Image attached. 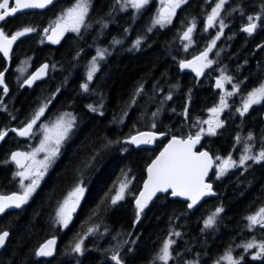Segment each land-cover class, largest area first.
<instances>
[{"label": "trees", "instance_id": "16d2710c", "mask_svg": "<svg viewBox=\"0 0 264 264\" xmlns=\"http://www.w3.org/2000/svg\"><path fill=\"white\" fill-rule=\"evenodd\" d=\"M100 3L107 7L104 11L112 22L111 32L122 34L123 38H118L119 44L114 43L117 39L103 42L106 59L87 92L79 85L88 70L83 69L87 64L81 62L83 56L78 54L83 43L76 42L73 50L67 45L54 47L43 40V30L55 17L52 10L18 14L3 25L8 35L26 26L35 31L20 37L7 78L9 92L5 95L0 89V131L8 133L0 146V164H3L0 195L22 193L10 157L16 150L26 149L25 140L11 129L25 126L34 112L51 100V94L45 89L52 84L61 88L60 93L80 98L63 110H55L57 106L51 100L43 120L49 122L65 110L74 114L75 126L60 158L30 201L0 216V232L10 234L0 255V264H115L111 259L115 253H119L122 264H154V258L164 242L174 236L173 232L181 236L174 239L173 259L169 264H217L229 249L239 264H264V258L254 260L240 247L253 240L264 242V229L257 227L250 231L246 219L264 207V163L251 171L250 176L258 185L252 195L231 193L228 199H210L193 211L187 203L164 195L148 205L138 221L136 217L135 200L145 182L148 166L169 139L194 137L196 120H201L212 107L209 94L213 88L209 76L198 77L180 68V61L192 60L211 42L208 32L202 30L210 10L207 0H190L180 8L171 24L164 27H152L157 14L155 4L126 15L121 13L122 4L112 0H96L89 19L92 25L99 21ZM261 10L264 22V8ZM193 21L198 22L201 29L196 33L195 43L185 51L186 43L181 35ZM137 39L141 40L138 48L133 47ZM22 62H29L34 68L48 65L49 75L38 85L40 88L33 91L34 95L19 92L11 84L12 69ZM6 66L0 56V72L5 71ZM141 86L143 91L136 97L135 105L128 107ZM169 95L171 99H167ZM27 101L33 102L32 105H27ZM89 105L97 111H90ZM125 110L127 115H124ZM142 131L157 132L165 137L152 148H135L124 142ZM108 141L113 143L109 145ZM122 170L131 182L125 199L112 205L110 199L104 198L115 195ZM80 179L86 187L85 198L74 221L66 230H61L55 222L56 213ZM219 206L223 207V213L214 227L205 229V220ZM90 227L98 230L88 234ZM55 237L58 246L53 257L35 255L39 247ZM81 238L85 250L83 254L75 253L71 249ZM155 264L163 262L155 260Z\"/></svg>", "mask_w": 264, "mask_h": 264}, {"label": "snow or ice", "instance_id": "6c2138e0", "mask_svg": "<svg viewBox=\"0 0 264 264\" xmlns=\"http://www.w3.org/2000/svg\"><path fill=\"white\" fill-rule=\"evenodd\" d=\"M117 3L122 4V8L127 4H130L132 8L137 11L144 8L149 0H116ZM228 0H217L215 6L212 7L210 14H207L206 27L205 30L214 27L217 23L219 24V31L214 39L211 40L207 48L202 51L199 55L194 56L190 61H180V68H191L192 71L196 73L197 76L203 75L205 68L211 67L214 61L208 58L209 53L216 46V41L220 39V35L225 27L224 20L221 18L220 14L224 8V5ZM54 0H14V6H9V0H0V21H4L6 17L14 16L17 12H21L25 9H43L52 5ZM161 7L154 18L152 27L159 25L164 27L167 24H171L172 18L174 17L176 10L181 7L182 4L187 3V0H160ZM91 8V0H74L71 7L66 8L61 12L56 20L49 25L52 31V35L48 37L52 43H58L59 38L63 36L65 32H75L79 34L82 27H90V25L85 24L86 17L88 16L89 10ZM235 10V9H234ZM260 17L248 16V24L242 30L249 35L257 27V23L254 20H259ZM107 25H105L106 27ZM196 24L193 21L192 25L187 28L183 33L182 39L187 41L185 44V51L188 47L192 45V33L195 30ZM49 28L44 29L47 33ZM35 31V28L31 26L23 27L22 30H18L15 34L9 35L0 29V53H3L5 58H8L12 49L13 43L20 37ZM151 31V28H149ZM114 43L119 44L120 41L116 40ZM141 44V40L137 39L133 47L138 48ZM106 49H97L96 57H93L91 64L87 71V80L92 81L94 74L98 71V59L102 60L105 57ZM26 63V62H25ZM48 65H43L34 75L29 79L25 80L28 86L40 79L42 75L45 74ZM22 71V69L20 70ZM231 77L222 76L221 80H217V88H223L224 85L222 80H227L231 83ZM0 86L3 87V93L6 95L8 93V88L4 83V73L0 72ZM82 89L87 92L89 90V84L84 83L81 85ZM234 91H239L240 85L233 84ZM143 91L141 86L133 94L128 107L135 105L136 97H138ZM234 92H229L227 95L231 96ZM171 95L167 99H171ZM264 102V83L260 86L254 88L252 91L248 92L247 97L243 99L242 108L237 109L240 115H245L249 109L256 104H261ZM2 103V101H0ZM227 102L224 96L220 97V106L210 109V112L216 116V119L206 120L203 123L208 124L209 128L207 130L209 135H216V129L222 127V123L218 119V113L227 107ZM89 110L96 112L97 109L92 105H89ZM47 105L38 108L31 119L20 129L13 128L11 131L16 132L17 135L21 137H31L33 135V128L37 125V122L44 115ZM6 110V109H3ZM102 114V113H101ZM124 115H127V111H124ZM156 113H153L155 116ZM122 122V121H121ZM75 125V117L70 113H64L59 116L55 122L50 125H41V130L43 132V139L40 141L39 147L35 148L32 152H13L11 154V161L15 162L18 168H24L25 171L17 172L15 175L21 178V187L23 189L21 194L12 195H0V214L4 213L9 208H20L22 205L26 204L31 194L35 191L36 187L39 185L40 179L43 177L48 167L52 164L54 159L57 157L60 151L62 143L68 138V135ZM155 127V124L152 125ZM203 129L200 130L194 137L189 135L186 139H177L173 137L164 150L159 154V156L153 160V162L148 166L147 173L148 178L143 184V191L139 193L136 198V217L137 221L141 213L148 206V203L157 195V193H167L172 197H183L184 199L190 201L187 204L189 209L193 208L194 205L205 195H214L212 192V184L205 182V177L208 175L209 170L213 166V158L209 155L207 151H194L193 149L201 140V133ZM7 131H0V140H3L7 136ZM157 135L153 132H140L137 135L131 136L124 142L127 144H133L139 147L142 144H151ZM248 140H252L253 136L250 133L247 137ZM239 141V137H237ZM113 141H108V144H112ZM119 143V141H116ZM127 151V149H123ZM45 153L43 159L37 160L36 157L39 153ZM252 148L249 145H245L244 154L240 156L239 165L236 161L229 156L227 159H223L219 165L217 171V178L223 176L230 168L233 167H243L246 161L252 160L256 163L264 161V150H261L258 155H252ZM92 159H95L93 157ZM216 160H221V157L216 156ZM25 161H30L31 163L25 164ZM35 177V178H31ZM28 185H24V180H29ZM119 185L118 190L115 195H106L105 200L110 199L112 205H115L118 201L123 200L125 192L129 186V180L127 173L123 170L121 171V177L117 179ZM116 185H113L115 188ZM86 187L84 186L83 179H80L68 193L67 197L59 205L58 211L56 213V223L67 228L71 219L72 214L76 211L79 206L81 199L84 197ZM111 189L109 193H111ZM103 203V201H102ZM223 212V208H217L216 211L207 218L204 222V228L208 229L215 225L217 216ZM248 221V229L251 231L256 226L264 228V207H261L258 212L254 215L246 217ZM96 228H88V234H92L97 231ZM172 235L180 237L181 233L173 232ZM9 237L8 231L0 232V248L5 246L6 240ZM86 238V237H85ZM56 244L55 239L48 240L36 251L35 255L38 257H48L53 255L54 245ZM175 244V241L171 239V236L164 242L160 253L155 260L163 262V264H168L169 260L173 259L171 248ZM245 251L249 249L256 248L258 251L252 256V259L264 258V242L257 243L255 240L248 242L246 244L240 245ZM75 253L83 254L84 252V239H78L71 249ZM111 259L115 261V264H122V260L119 253H115L111 256ZM226 260L228 264H239V261L234 260L231 255V249L225 253L221 258ZM242 259V257H241ZM198 264V262H194ZM220 264V261H217Z\"/></svg>", "mask_w": 264, "mask_h": 264}, {"label": "flooded vegetation", "instance_id": "af4514ba", "mask_svg": "<svg viewBox=\"0 0 264 264\" xmlns=\"http://www.w3.org/2000/svg\"><path fill=\"white\" fill-rule=\"evenodd\" d=\"M114 1L116 0H112V2ZM189 1L190 0H187V3ZM95 2L96 0H91V8L85 20V24L90 25V27H82L79 34L71 31L65 32L63 36L60 37L58 43H52L48 41V36L50 35L51 32L49 25L52 24V22L57 19V17L61 14L63 10H65L68 7H71L74 3V0H54V3L46 8L33 10V11H43V12L52 10V14L55 13V17L46 27L49 28V31L45 33L43 30V40L45 43L52 45L54 47L67 45L68 47H72L73 50L74 48H76L75 47L76 42L81 41L83 43V48L78 53V54H82L83 56L80 59L81 62L82 63L85 62L87 64V67H83V69L89 68L93 57H96L97 55V49L103 50L104 41H113L115 39L118 40V38L122 37V34L117 35L116 33L111 32L113 27L112 22L110 19H107V16L105 14L107 7H103L102 3H100L98 6V8L100 7L98 23H96L95 25L89 23V19L91 17ZM216 2H217L216 0H212V1L207 0V4L210 7L208 14H210L211 9L212 7L215 6ZM148 6H151V0H149V3L139 11L145 10ZM160 7L161 5H159V9ZM262 7L264 8V0L263 1L228 0V2L224 5V8L220 14L221 18L224 20L225 27L223 29L222 34L220 35V39L216 41L215 48H213V50L210 53V60L214 61L215 69H211L208 72L203 71V75L198 76V77H202L204 75L209 76V78L212 81L213 89L209 94V102L212 105L210 109L220 106L221 96L225 97V100L228 105L218 113V119L223 126L216 129V135H209L208 133L203 134L201 136L199 148L197 150V152L207 151L213 158L214 165L208 181V183L212 184L214 196L210 199L213 200L221 201V199L223 198L228 199L231 193H233L234 196L237 195L238 193H241V195H252V193L256 191L255 189L257 188L258 185H255L254 180L251 178L250 176L251 171L258 165L264 163V161H261L260 163H256L252 160H249L246 161L243 167L237 166L230 168L223 176L217 178L218 175L217 169L223 159H227L229 156H231L232 159L236 161L237 165H239L240 156L244 154V148L246 144L251 146L252 155H258L261 150H264V102H262L261 104L253 105L249 109V111L243 116H241L240 112L237 111V109L242 108L243 99L247 97L248 92L252 91L254 88L264 83V22H263L262 10H261ZM130 11L131 12L136 11L137 13L139 12L133 8H128L125 6L123 8L121 7V13L123 14L128 15L130 14ZM178 11L176 10V14ZM237 11L240 12L239 16H236V14L238 13ZM248 16L260 17L259 20H254V22L257 23V27L251 35H249L248 33L242 30L248 24ZM206 18L204 24L202 25L203 27L202 30L208 32L209 37L212 40L216 37L218 30L215 29L216 25L212 28L205 30ZM93 19L94 18H92V21ZM4 23L2 24L1 29H3ZM195 24L196 27L192 34L193 43H195L196 41L195 40L196 33L199 32L201 29V25L199 26L198 22H195ZM105 25L107 26L105 27ZM217 27L219 29V25H217ZM10 36L11 35H9V37ZM19 40L21 39L18 38L15 41L16 43L13 46V51ZM220 58H221V62H220ZM11 59H12V55H11ZM105 59H106V55L104 59L102 60L98 59V71L94 74L92 81L89 82L87 80V72H86V74L82 77V80L79 84L80 86L84 83H88L89 88L91 87ZM77 60L78 58L75 59V61ZM218 60L220 63L219 62L217 63ZM24 61H29V60H24ZM23 63L24 62L20 63V65H22ZM19 66L14 67L12 69L14 74L12 75L11 84L19 92L23 91L25 93L33 94V91L37 90V87L40 88V86L38 85L48 75V68L46 69L44 77L41 80L37 81L31 86H27L26 83H24V81L29 79L32 75H34L35 72L43 65L39 68H34L31 64L30 69L28 70L24 78L19 77L18 74ZM10 70L11 68L9 69V71ZM9 71L4 79L5 85L7 83ZM222 76H228L232 78L231 83H229L227 80H222L224 84L225 92H222V90L215 89L216 79H222ZM233 84L240 85L239 91H234ZM60 89L61 88H57L53 84L49 89H45L46 92L51 94L50 95L52 96L51 100L52 102H55V105L57 106V108L54 107L55 110H58L60 108H62L63 110L65 106L75 103V101L80 98L79 96H76L74 94L69 95V93H63V92L60 93ZM82 91L85 92L83 89ZM229 92H234V94L229 96L227 95ZM51 100L46 103L44 102L41 105V106H44L45 104L47 105L44 114H46L49 107L51 106L52 104ZM32 103L33 102L27 101V105L29 106L32 105ZM210 109L205 111L201 120L200 119L196 120L194 125L196 134L199 132V127L201 122L206 120L214 121L216 119V116L210 112ZM64 112L68 113L69 111L64 110L63 112H59L55 117L59 116ZM44 117L45 115L43 116V118ZM250 133L253 136L252 140L247 139ZM237 137H239V141H237ZM3 140H0V146ZM62 149L61 151H59V154L50 165L52 166V168L60 158ZM16 151L30 152L28 149H22V150L20 149ZM216 156L221 157V160H216L215 159ZM29 162L30 161H28V164ZM2 167L3 164H0V168ZM260 192L261 190L258 189V193ZM80 207L81 205L76 208V213L72 216L71 223L76 218L80 210ZM219 208H223V207L219 206ZM257 227L260 228L259 226H256L255 228ZM67 228L60 226L61 230H66ZM260 229H264V228H260Z\"/></svg>", "mask_w": 264, "mask_h": 264}, {"label": "rangeland", "instance_id": "374dc122", "mask_svg": "<svg viewBox=\"0 0 264 264\" xmlns=\"http://www.w3.org/2000/svg\"><path fill=\"white\" fill-rule=\"evenodd\" d=\"M209 1H212V0H209ZM217 1V0H216ZM155 4L156 5V10H157V13H158V11H159V5H161V3H160V0H151V4ZM184 4H182L181 5V7L183 6ZM125 7H128V8H132L131 7V5L130 4H127ZM180 8V7H179ZM179 8L177 9V11L179 10ZM134 9V8H133ZM175 15H176V13H175ZM175 15H174V17L172 18V21H173V19L175 18ZM156 16H157V14H156ZM167 25H169V24H167ZM166 25V26H167ZM217 25H219L218 23L216 24V26H215V29H217L218 31H219V29H218V27H217ZM214 29V30H215ZM185 32V31H184ZM183 32V33H184ZM183 33H182V35L181 36H183ZM193 34V33H192ZM185 43H187V42H185ZM190 47V46H189ZM188 47V48H189ZM215 48V47H214ZM104 49V48H103ZM213 50V49H212ZM211 53V52H210ZM210 53H209V56H208V58L210 59ZM105 55H106V53H105ZM214 68V63L211 65V67H208V68H205L204 69V71L205 72H208V71H210L211 69H213ZM22 69V71H20ZM30 69V64H29V62H24L22 65H20L19 66V70H18V74H19V77H21V78H24L25 76H26V74H27V72H28V70ZM215 69V68H214ZM88 71V70H87ZM220 72V71H219ZM49 75V74H48ZM218 108V107H217ZM65 113V112H64ZM64 113H62V114H64ZM68 113H70L72 116H74V114L73 113H71V112H68ZM62 114H60L59 116H61ZM45 115V114H44ZM43 115V116H44ZM43 116L40 118V120L37 122V125L36 126H34V128H33V135L31 136V137H21L23 140H25L26 141V144H25V147H26V149H28L30 152H32L35 148H37V147H39V144H40V141L43 139V132H42V130H41V125H50L51 123H53V122H55V120L59 117V116H57V117H55L54 119H52L51 121H49V122H45L44 120H43ZM75 117V116H74ZM75 121H76V119H75ZM75 126V125H74ZM208 128H209V125L208 124H205V123H203V122H201L200 123V127H199V132H200V130L201 129H203L204 131H203V133H201V136L203 135V134H207L208 132H207V130H208ZM74 129V127L72 128V130ZM72 130L70 131V133H69V135H68V138H69V136H70V134H71V132H72ZM68 138L62 143V145H61V147H60V151H61V149H62V147L65 145V143L67 142V140H68ZM44 155H45V153H39L38 155H37V157H36V159L37 160H41V159H43V157H44ZM29 163H31V162H29ZM52 168V166H49L48 167V169H47V171L45 172V174L43 175V177L40 179V181H39V185H38V187H36V189H35V191L31 194V196L29 197V199H28V201H27V203L30 201V199H31V197L33 196V194H35L37 191H38V189L41 187V185H42V183H43V181L46 179V177L48 176V174H49V171H50V169ZM25 171V170H24ZM17 172H19V171H17ZM21 172V171H20ZM18 179H19V181H20V183H21V178L19 177V176H16ZM31 178H35V177H31ZM129 180V179H128ZM130 180H129V185H130ZM30 183V179L29 180H24L23 181V184L26 186V185H28ZM128 188H129V186H128ZM128 188H127V190H126V192H125V196H124V199H125V197H126V193H127V191H128ZM22 191H23V189H22ZM86 192V191H85ZM84 196H85V194H84ZM84 198V197H83ZM83 198L81 199V201H80V204H79V206L81 205V202H82V200H83ZM123 199V200H124ZM123 200H120V201H118V202H121V201H123ZM117 202V203H118ZM214 213V212H213ZM212 213V214H213ZM223 213V212H222ZM222 213H220V215L222 214ZM211 214V215H212ZM255 214V213H254ZM253 214V215H254ZM210 215V216H211ZM219 215V216H220ZM219 216H217V218H216V221H217V219L219 218ZM71 224V221H70V223H69V225ZM216 224V223H215ZM58 225V227H60V226H62V225H59V224H57ZM68 225V226H69ZM215 226V225H214ZM213 226V227H214ZM212 228V227H211ZM175 237L176 236H171V239L172 240H174L175 239ZM257 243H260V242H258V241H256ZM243 248V247H242ZM244 249V248H243ZM258 251V249H256V248H253V249H249V250H247V251H245V249H244V253L246 254V253H250V255L251 256H253L256 252ZM231 255H232V257H233V259L235 260V258H234V255H233V253H231ZM170 261V260H169ZM169 263V262H168ZM220 264H228V262L226 261V260H223V259H221V261H220Z\"/></svg>", "mask_w": 264, "mask_h": 264}, {"label": "water", "instance_id": "95a60500", "mask_svg": "<svg viewBox=\"0 0 264 264\" xmlns=\"http://www.w3.org/2000/svg\"><path fill=\"white\" fill-rule=\"evenodd\" d=\"M14 6V0H9V6L11 7V6ZM33 10H36V9H25V10H22L21 12H17L14 16H16V15H18V14H24V13H27V12H31V11H33ZM14 16H9V17H14ZM9 17H6V19L4 20V21H0V29H1V26H2V24L9 18ZM52 35V31L50 32V35L49 36H51ZM48 36V37H49ZM60 39V38H59ZM48 41H50L51 42V40H49L48 39ZM182 41L183 42H187V41H184L183 39H182ZM15 43L16 42H14L13 43V45H12V49H11V52H10V55H9V57L8 58H5L4 56H3V53H0V55H2L3 56V58L6 60V62H7V68H6V70L3 72L4 73V79H5V77H6V75H7V73H8V71H9V69L11 68V55H12V52H13V46L15 45ZM40 69V68H39ZM38 69V70H39ZM37 70V71H38ZM36 71V72H37ZM182 71H188V72H190V73H192V74H194V75H196V73L194 72V71H192V69L191 68H185V69H182ZM35 72V73H36ZM197 76V75H196ZM44 77V75H42V77L40 78V79H37V80H35L33 83H32V85L34 84V83H36L37 81H39V80H41L42 78ZM217 80H221V79H216V82H217ZM223 83V82H222ZM27 85V84H26ZM224 85V84H223ZM28 86V85H27ZM0 89H3V87L2 86H0ZM215 89L216 90H222V92H225V88L223 87L222 89L221 88H217V86L215 85ZM8 92H9V90H8ZM142 132H153V131H142ZM140 133V132H139ZM153 133H155L156 135H157V139H155L151 144H142V145H140L139 147H137L136 145H133L135 148H152V147H154L155 146V144H156V142L157 141H161L162 139H164V137H165V135L164 134H159V133H157V132H153ZM138 134V133H137ZM137 134H135V135H137ZM177 138V137H176ZM177 139H181V138H177ZM172 140V138L171 139H169L168 141H167V143L164 145V147L162 148V150L159 152V154L164 150V148L168 145V143L170 142ZM199 144H200V142L195 146V148L193 149L194 151H197L198 150V148H199ZM15 152H23V151H15ZM159 154L157 155V157L159 156ZM210 155V154H209ZM211 156V155H210ZM156 157V158H157ZM155 158V159H156ZM154 159V160H155ZM10 160H11V158H10ZM153 162V161H152ZM11 163L15 166V168L18 170V171H23L24 170V168H18L17 166H16V164H15V162H13V161H11ZM26 165L28 164V161H25L24 162ZM213 165H214V162H213ZM212 169H213V166H212V168L209 170V173H208V175L205 177V182L206 183H208V181H209V178H210V175H211V172H212ZM147 178H148V173H147V171H146V179H145V181L147 180ZM141 191H143V186H142V189H141ZM140 191V192H141ZM212 192H213V188H212ZM214 193V192H213ZM164 195H169V194H167V193H157V195L155 196V197H153V199L148 203V205H150L155 199H157L158 197H161V196H164ZM138 196H139V194H138ZM137 196V197H138ZM214 195H205V196H203L199 201H198V203L196 204V205H194V207L193 208H191L190 210H195V209H197L200 205H202L205 201H207V200H209L210 198H212ZM171 198L172 199H174V200H179V201H182V202H184V203H190V201H188V200H186V199H184L183 197H172L171 196ZM135 206H136V203H135ZM19 209V208H18ZM15 210H17V208H9V209H7L4 213H6V212H10V211H15ZM145 210V209H144ZM144 212V211H143ZM142 212V213H143ZM4 213H2V214H0V216L1 215H3ZM76 213V211L72 214V216L74 215ZM141 213V214H142ZM9 237H10V234H9ZM9 237L7 238V240H6V243H5V246L3 247V248H0V255L3 253V251L5 250V248H6V245H7V242H8V240H9ZM51 239H55L56 240V244L54 245V251H53V255L52 256H48V257H40V258H51V257H53L54 255H55V253H56V251H57V246H58V239L57 238H50L49 240H51ZM48 241V240H47ZM46 241V242H47ZM45 242V243H46ZM44 243V244H45Z\"/></svg>", "mask_w": 264, "mask_h": 264}]
</instances>
